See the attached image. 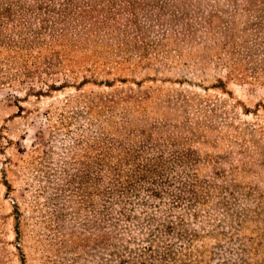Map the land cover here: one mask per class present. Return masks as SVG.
Here are the masks:
<instances>
[{
	"label": "rangeland",
	"instance_id": "1",
	"mask_svg": "<svg viewBox=\"0 0 264 264\" xmlns=\"http://www.w3.org/2000/svg\"><path fill=\"white\" fill-rule=\"evenodd\" d=\"M0 264H264V0H0Z\"/></svg>",
	"mask_w": 264,
	"mask_h": 264
},
{
	"label": "trees",
	"instance_id": "2",
	"mask_svg": "<svg viewBox=\"0 0 264 264\" xmlns=\"http://www.w3.org/2000/svg\"><path fill=\"white\" fill-rule=\"evenodd\" d=\"M30 35H31V34H30ZM30 35H29V36H30ZM26 38L28 39V37H26ZM29 42H30V41H29ZM35 42H37V41H35ZM22 43H23V42H21V45H22ZM26 45H27V44H26ZM25 49H26V48H25ZM25 55L28 56L27 53H25ZM23 74H26V72H23ZM49 87H50V88H49ZM49 87H48L49 89H52L51 86H49ZM47 90H48V89H47ZM36 94H38V95H39V94H44V92L42 93L41 91H38V92H36Z\"/></svg>",
	"mask_w": 264,
	"mask_h": 264
}]
</instances>
